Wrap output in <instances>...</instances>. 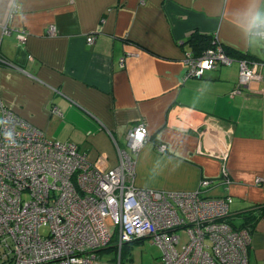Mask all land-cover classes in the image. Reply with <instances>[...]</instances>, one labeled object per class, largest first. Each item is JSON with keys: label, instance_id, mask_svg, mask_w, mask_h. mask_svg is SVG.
<instances>
[{"label": "crops", "instance_id": "0c3cea01", "mask_svg": "<svg viewBox=\"0 0 264 264\" xmlns=\"http://www.w3.org/2000/svg\"><path fill=\"white\" fill-rule=\"evenodd\" d=\"M256 4L264 8V0H0V105L48 140L75 145L101 172L118 165L126 132L144 125L134 186L194 192L211 181L206 197L230 196L229 220L250 232L248 264H264V68L238 89L235 58L201 79H185L183 64L194 34L264 61V39L246 33ZM15 30L26 33L23 44Z\"/></svg>", "mask_w": 264, "mask_h": 264}, {"label": "built area", "instance_id": "2783aa9c", "mask_svg": "<svg viewBox=\"0 0 264 264\" xmlns=\"http://www.w3.org/2000/svg\"><path fill=\"white\" fill-rule=\"evenodd\" d=\"M2 31L9 34L7 25ZM55 32L48 28L49 35ZM15 33L23 44L26 33ZM232 62L212 37L199 56L184 53V77L201 79ZM237 64L238 89L259 80L264 68V61ZM0 111V264H98L97 254L111 248L121 264L123 246L146 239L162 252L155 264H248L250 232L228 223L230 196L206 197L211 181H201L194 192L134 186V157L147 141L144 125L126 132L125 148L116 144L118 165L101 172L75 145L48 140L1 105ZM52 113L61 115L56 108ZM9 130L15 145L5 139ZM158 150L164 153L165 145ZM179 230L188 241L177 250Z\"/></svg>", "mask_w": 264, "mask_h": 264}, {"label": "rangeland", "instance_id": "374dc122", "mask_svg": "<svg viewBox=\"0 0 264 264\" xmlns=\"http://www.w3.org/2000/svg\"><path fill=\"white\" fill-rule=\"evenodd\" d=\"M180 237L179 244L176 246L180 250L188 241V234L184 230L177 231ZM162 252L150 239L126 244L121 251V264H155L161 258ZM118 252L111 248L97 254L98 264H117Z\"/></svg>", "mask_w": 264, "mask_h": 264}, {"label": "clouds", "instance_id": "9594fccd", "mask_svg": "<svg viewBox=\"0 0 264 264\" xmlns=\"http://www.w3.org/2000/svg\"><path fill=\"white\" fill-rule=\"evenodd\" d=\"M246 15L248 17L246 33L252 38L264 39V8H261L259 4L253 5L249 8ZM3 123H5V121L0 120V124ZM5 139L8 140L11 145H15V138L11 130L5 132Z\"/></svg>", "mask_w": 264, "mask_h": 264}, {"label": "trees", "instance_id": "16d2710c", "mask_svg": "<svg viewBox=\"0 0 264 264\" xmlns=\"http://www.w3.org/2000/svg\"><path fill=\"white\" fill-rule=\"evenodd\" d=\"M211 42H212V37H206V36H200V35H192L187 43L190 44L191 46V52L193 53L194 56H199L204 50H206L208 47H211ZM225 53L231 57L232 59H236V60H242V59H250L247 57V55H243V54H236L233 51H230L228 49L223 48ZM246 219H252L253 216H246ZM245 219V221H247ZM228 223L232 226L233 229L235 230H240V229H245L246 228V223H244L245 227L244 228H239L236 227L235 225H233L231 223L230 220H228ZM123 249V248H122ZM122 251V250H121Z\"/></svg>", "mask_w": 264, "mask_h": 264}]
</instances>
